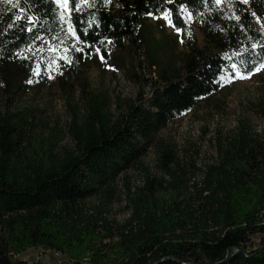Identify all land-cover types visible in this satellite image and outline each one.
<instances>
[{
  "label": "trees",
  "instance_id": "trees-1",
  "mask_svg": "<svg viewBox=\"0 0 264 264\" xmlns=\"http://www.w3.org/2000/svg\"><path fill=\"white\" fill-rule=\"evenodd\" d=\"M164 13L186 47L179 65L161 69L150 94L122 101L117 115L83 82L85 113L74 110L66 133L72 148H59L61 131L41 111L10 109L13 96L0 106V264H27L15 256L29 248L74 264H264V138L245 120L218 139L201 179L165 145L163 176L146 171L142 186L126 189L129 219L112 226L103 214L116 179L163 128L237 73L264 66V0H67L65 8L56 0H0V100L52 66L64 85L95 50L107 57L109 44L140 50L143 20Z\"/></svg>",
  "mask_w": 264,
  "mask_h": 264
},
{
  "label": "rangeland",
  "instance_id": "rangeland-1",
  "mask_svg": "<svg viewBox=\"0 0 264 264\" xmlns=\"http://www.w3.org/2000/svg\"><path fill=\"white\" fill-rule=\"evenodd\" d=\"M56 1L65 8V0ZM183 16L191 25L198 44L203 46V35L186 9H183ZM141 35L145 46L140 50L130 47L118 50L109 44L105 47L107 57L95 50L76 65L72 74L62 77L64 85L61 84L59 67L35 71L27 84L21 85L22 89L13 95L4 92L0 106L4 107L13 96L15 101L10 109L27 107L41 111L46 123L61 131L59 148H72L73 141L66 133L74 110L78 109L81 116L85 113V92L99 98L105 96L110 111L117 115L125 111L120 109L124 102L135 100L141 92L145 96L150 94L151 81H156L161 69L179 65L186 47L168 13L156 20L144 19ZM83 82L89 84L85 92ZM243 120L250 122L264 138V66L251 76L237 73L218 93L198 102L191 112L169 123L157 134L154 146L139 163L114 182V196L103 213L110 225L124 224L131 216L132 211L127 207V187L134 191L142 186L146 171L156 178L163 176L159 164L160 149L165 145L172 149L182 167L190 172L196 171L199 180L204 167L216 160L218 139L231 135ZM98 201L93 199L88 203ZM253 242L259 245L261 239L255 237ZM15 259L27 264H74L62 253L42 248H29Z\"/></svg>",
  "mask_w": 264,
  "mask_h": 264
},
{
  "label": "snow or ice",
  "instance_id": "snow-or-ice-1",
  "mask_svg": "<svg viewBox=\"0 0 264 264\" xmlns=\"http://www.w3.org/2000/svg\"><path fill=\"white\" fill-rule=\"evenodd\" d=\"M65 2H67V0H65ZM217 2L219 3V2H220V0H217ZM244 2H245V3H247V0H244Z\"/></svg>",
  "mask_w": 264,
  "mask_h": 264
}]
</instances>
